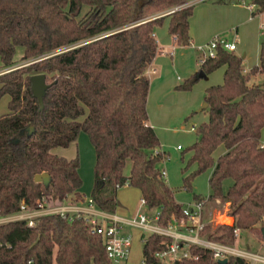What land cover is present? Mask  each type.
<instances>
[{
  "label": "trees",
  "instance_id": "obj_1",
  "mask_svg": "<svg viewBox=\"0 0 264 264\" xmlns=\"http://www.w3.org/2000/svg\"><path fill=\"white\" fill-rule=\"evenodd\" d=\"M192 0H0V97L8 111L0 115V217L84 200L79 161L52 153L68 147L84 132L94 148L93 186L96 209L113 213L117 191L128 185L140 191L156 224L167 227L184 217V206L158 167L166 152L148 123L149 79L145 71L158 52L154 28L169 19V34L181 46L191 43ZM253 15L264 13V0H252ZM170 12V13H169ZM22 47L20 63L16 49ZM235 51L219 46L198 72L177 89H190L201 77L226 66L224 82L205 90L207 122L196 129L189 147L197 169L184 179L187 190L197 175L212 170L209 196L230 203L235 224L206 225L200 236L233 246L235 230L264 238V87L253 78L264 74V37L260 62L249 71ZM42 74L48 85L42 106L33 96L30 77ZM226 151L217 159L219 146ZM130 163L125 175L126 162ZM47 173L36 182L34 177ZM231 181L225 192L223 184ZM34 224L0 222V264H112L103 238L82 211L46 213ZM170 236L149 233L142 240L145 264H163L156 253L168 249ZM184 246V242H180ZM189 257L174 264H220L212 250L186 247ZM226 264H246L228 255ZM29 261H31L29 263ZM264 264V263H261Z\"/></svg>",
  "mask_w": 264,
  "mask_h": 264
},
{
  "label": "rangeland",
  "instance_id": "obj_2",
  "mask_svg": "<svg viewBox=\"0 0 264 264\" xmlns=\"http://www.w3.org/2000/svg\"><path fill=\"white\" fill-rule=\"evenodd\" d=\"M194 1L195 5L199 4L211 3L215 0H203ZM251 0H246V3H250ZM200 7V6H199ZM208 18L211 21V25L214 24V19L217 16L226 15V11H221L217 13V11L206 12ZM193 19L197 20V11L195 10ZM192 21V23L194 22ZM167 19L161 25H158L154 28V32L157 33L160 42L164 43V41L168 38L167 33ZM224 23V20L220 26L214 27L211 26L208 34L204 35L210 38L205 42V44H199V41H193L187 46L177 45L174 51L168 55L160 56V61L155 63V67L160 70L161 65H171L174 68L175 77L179 76L181 80H178L175 84V90L178 91V96L176 98L170 97L169 101L171 102L170 108L168 109L170 112L177 106H187L191 104V102L195 101L198 98L204 97V88L210 84L222 83L223 82V69L219 68L209 74H206L204 77H201L190 89H177V85L183 83L187 78L191 75L184 74L186 66L190 63L197 64L198 57L205 50L208 44L215 38L219 37L220 39H227L229 41L240 39V44L237 43L236 53L240 56L246 54L245 63L250 64L251 66L255 65L258 61L259 54V44L264 35L259 29L257 25V34L256 36L251 35L252 29L251 27H239L237 25L232 26V22ZM192 28V26H191ZM218 31V32H216ZM263 31V30H262ZM193 37L192 35H190ZM201 45V50L198 48ZM23 49L22 47H18L16 49V54L14 56V60L16 64L20 63V58L22 56ZM197 60V62H196ZM186 75V76H184ZM261 78V79H260ZM258 78V83L264 82L262 77ZM264 87V86H263ZM203 104V103H202ZM202 104L197 108H192L187 110V115L185 117L181 116L180 113L170 112L167 113L164 117L161 115L160 108H152V113L155 112V119L152 121L155 123L154 128L156 131V135L158 140H160L161 147L166 151V155L163 160L158 163V167L161 168L167 175L168 184L172 186L175 191L176 199L180 203H187L189 200L193 199V195L199 194L202 196H207L211 193V188L209 184V174L210 170L201 173L194 177L192 180V188L191 190H187L184 186V179L191 175L196 169L197 165L194 163H190V159L192 157V152L189 150V147L195 142L197 138L196 132H192L193 126H198L205 118L208 116V112L206 110L198 112L199 108ZM174 107V108H173ZM0 108L1 110L6 111L7 103L6 97L2 96L0 98ZM156 109V110H155ZM174 111V110H173ZM2 113V112H1ZM180 115V117H179ZM175 119H173V117ZM178 117V118H177ZM152 116L149 117V121L151 123ZM157 119V121H155ZM84 134V133H83ZM85 136V135H84ZM178 146H181L179 149ZM217 151V150H216ZM214 158H218V153L215 152ZM129 164V161L126 162L124 172L126 171V167ZM231 185L230 180H226L223 184L224 191L226 192ZM139 192L134 187H121L117 191V200L118 207L116 209V214L119 217V221L123 225V229L127 232V234L131 237V246L129 250V254L126 260L121 261L120 263H112V264H140L142 260V240L140 238L142 233L148 235L150 232L143 231L140 228L132 226L129 222L135 217L137 209H139ZM206 206L203 212V218L207 225L216 226L218 220H220V214L227 213V203H223L221 198H216L213 201H206ZM142 209H145L143 206ZM229 213V212H228ZM100 222L105 223L104 219H98ZM221 220H225V217H222ZM261 229L264 227V221L258 225ZM238 237V236H237ZM237 247L242 250H247L253 253H261L264 255V238L258 237L248 230H244L240 232V237L237 238ZM235 240V241H236ZM169 259L165 258L163 260L164 264H168ZM261 264V263H256Z\"/></svg>",
  "mask_w": 264,
  "mask_h": 264
},
{
  "label": "crops",
  "instance_id": "obj_3",
  "mask_svg": "<svg viewBox=\"0 0 264 264\" xmlns=\"http://www.w3.org/2000/svg\"><path fill=\"white\" fill-rule=\"evenodd\" d=\"M241 1L242 0H215L211 3H205V4H201V5L199 4L198 6L195 5L194 10H193V15H194V12L196 10L198 19L197 20L195 19V21H194L193 15L190 18V35L193 36V37H191V43H192V38H193V41L196 42V39H197V41H199V44H205V42H207V40L210 38L211 35L209 37L204 36V35L208 34L210 29H213V28H211V26L214 27V24L216 26H220L222 24L223 20H224L223 25L225 23H227V21H228L230 23L232 22V24H233L232 26L237 25V28H239V27H251V29H252L251 35H253V36H256V34H257L256 31H257V25H258L259 29L262 32L260 34L264 35V31H262V28H261L262 25L264 24V13H259V14L253 15V9L248 7L249 3H246V0H245V3H242ZM251 2H252V0H251ZM224 10L226 11L227 14L224 16H222V15L217 16L214 19V24L211 25V21L208 18H206L208 16L206 14V12L217 11V13H220L221 11H224ZM192 21H194V22L192 23ZM167 22H168L167 27L169 29V19H167ZM191 26H192V28H191ZM168 29H167L168 38L166 41H164V43H163V41L161 43L160 39H158V38H161V37H158L161 35H158L157 33L153 32V35H154L156 42L158 44V52L155 55L152 62L148 65V67L146 68V71H145V73L149 79V88H148L146 110H147V115H148V123L154 129V131H155V128H154L153 124H155V123L152 120L155 119L156 116L154 114L156 112L153 114L152 108H156V109L160 108L158 110H161L160 113L163 117L167 113H170V112H173V115H174V112L176 113V111H177V113H180L181 116L184 115L183 117H185L187 115V110H190L192 108H197L202 103L204 104V97L203 98L200 97V98L196 99L195 101L191 102V104H188L187 106H177L176 108L173 107L174 111L171 110L170 112H168L169 111L168 109L170 108V105H171L169 98L170 97L176 98L178 96V91L175 90V84L178 80H181V78L179 76L175 77L174 68L171 65H168V64H166L164 66L161 65L160 70H158L154 66L155 63L157 64V62L160 61V56L171 54V52L174 51L175 47L178 45L175 42L174 38L169 34ZM216 32H218V31H216ZM236 39L237 40H232L230 42H237L240 44V39L239 38H236ZM199 46L200 47L198 49L201 50V45H199ZM237 48H238V46H237ZM208 51H209V48L207 46L205 53L203 52L202 54L199 55L198 62L196 60L197 64L190 63L188 66H186L184 74L192 75V74L198 72L200 69V63L202 60H204V58L207 57ZM242 57L244 59L243 63H244V68L246 71H249L253 66L258 65L260 62V44H259L258 61L255 65L251 66L250 64L245 63L246 54H244ZM220 68L223 69V73H225L226 66H222ZM186 75H184V76H186ZM260 77H262L264 79V74H259V75L255 76L252 81L256 82L257 84H259L261 86H264V82H263V84L258 83V78H260ZM223 78H224V76H223ZM223 82H224V79H223ZM222 83L207 85L204 88L203 92L205 93V90L212 85H217V84H222ZM3 96L6 97V103H8V100H9L8 95H3ZM5 110L6 111L1 110V108H0V115L3 113H6L8 111V108H6ZM198 112H201V111L198 110ZM180 115H179V117H180ZM151 116H152V119L150 118V120H151V123H150L149 117H151ZM172 117H173V119H175L174 116H172ZM208 119H209V115L206 116V118L199 125H201L204 122H207ZM155 121H157V119ZM198 126L197 127L193 126L192 132H196V129L198 128ZM83 133L84 132H80L78 134L77 139L74 142L70 143L68 147H65V148L56 147L52 150V153H54L58 156L64 157L66 159H73L75 157L78 158V161H79L78 173H79V176L82 180V185L79 189V192L81 194H83L84 200L77 203L76 206H79L80 208L85 209L87 206L86 200L89 198V195H90V192H91V189L93 186V166H94V162H95V153H94V148H93L92 144L90 143L87 135L85 133L84 134ZM155 133H156V131H155ZM261 143L264 146V129L262 131ZM162 150H164V149L162 148ZM225 151H226L225 146L221 145L218 147L217 151H215V152L218 153V157H219ZM129 170H130V163L126 167V171L124 172L125 175L129 174ZM211 172H212V170H210L209 178H210ZM165 177L167 180L166 173H165ZM125 186H128V185H125ZM125 186H123V187H125ZM128 187H130V186H128ZM138 192H139V196H140V198H139V209H137L136 214L142 213L143 215L146 216V219L149 221V223L151 225H156V213H157L156 209H154V208L153 209H147L145 205H141L140 200L142 198H141L139 190H138ZM207 196H209V195H207ZM175 197H176V195H175ZM195 203L196 202L192 199V200H189L187 203H181V204H183L184 208H186V207H192ZM64 204H69V201L65 202ZM118 205H119V203L117 204L113 213H106V212L100 211V210L96 209V207H94L93 209L99 214L98 216H96L97 220L98 219H104L106 222L103 224H110V223L116 221L118 223V225L120 226L121 231L124 233H127L123 229V225L119 221L120 219H119L118 215L116 214V209H117ZM142 206L145 209H142L141 208ZM204 209H203V212H204ZM227 209L230 210V203H228ZM100 223H102V222H100ZM185 224H186L187 228L178 225L174 229L176 230V232H179V233L184 234L186 236H191L192 232L189 228V223L186 222ZM146 236L147 235L145 233H142L140 236L141 240H143V238ZM239 237H240V232H239V235L237 238H239ZM237 240L235 241L234 245L231 247H233L237 250H240V251L250 252L247 250L239 249L237 247ZM250 253H253V252H250ZM255 254H259L261 256H264L258 252ZM142 261L143 260H141V263H142ZM117 263H120V262H117Z\"/></svg>",
  "mask_w": 264,
  "mask_h": 264
},
{
  "label": "built area",
  "instance_id": "obj_4",
  "mask_svg": "<svg viewBox=\"0 0 264 264\" xmlns=\"http://www.w3.org/2000/svg\"><path fill=\"white\" fill-rule=\"evenodd\" d=\"M198 1L203 0H197V2ZM241 2L245 3V0H242ZM195 3L194 1L190 2V4ZM248 7L253 10L255 9V5L252 2L248 4ZM261 28L264 31V24ZM219 46H222L224 49L229 51H235L237 49V42H230L228 40L215 37L208 44L209 51L207 57H214L216 55V50ZM178 148L180 149L181 146H178ZM163 173L165 175V172ZM140 202L141 205H145V201L143 199H141ZM86 203L87 206L85 209H82L76 205L69 204H62L60 206L52 207L48 204L45 199H42L41 203H39L38 205V208L28 209L26 205L21 204L18 212L9 216L0 217V222H5L9 220H25L28 226H32L34 224L33 219L41 214L56 212L62 214L64 212L82 211L87 215V217L90 218V223L94 225V232L96 234H99L103 238L105 252L109 260L112 263H117L126 260L131 245L130 235L122 232L120 226L116 221L110 224L100 223L96 219V216H98L99 214L93 209L95 206L91 198H88L86 200ZM203 209V204L196 202L192 207L184 208V217H182L179 222L175 221L174 223L169 224L165 228L160 227L157 224L151 225L146 219V216L142 213L136 214L135 217L129 222V224L140 228L143 231H148L150 233L155 232L173 238V242L168 246V249L156 253L157 258L160 259L162 263L165 258L169 259L168 264H174L176 260L189 257V253L187 252L186 247H188L191 243L198 244L212 250L214 260L226 258L228 255H236L243 257L246 260V264L264 263V256L246 251H240L231 246L222 245L216 242L209 241L204 237H201L200 231H202L203 228L207 225V223L203 219ZM228 212L229 210L227 209V213L220 214V220L214 222L216 223V226L219 224H227L230 226H234L235 218ZM222 217H225V220H221ZM186 222L189 223V228L192 232L191 236H186L184 234L176 232V230L174 229L178 225L186 227ZM239 232L240 231L238 229L235 230L236 237L239 235ZM181 241L184 242V246L181 245ZM30 262L31 261H29V263ZM141 264L145 263L142 261Z\"/></svg>",
  "mask_w": 264,
  "mask_h": 264
},
{
  "label": "water",
  "instance_id": "obj_5",
  "mask_svg": "<svg viewBox=\"0 0 264 264\" xmlns=\"http://www.w3.org/2000/svg\"><path fill=\"white\" fill-rule=\"evenodd\" d=\"M200 77H204L205 73L204 72H200ZM30 84H31V90L33 93V96L37 99L39 106H42L43 103V97L45 95V91L48 87V85L45 83V77L42 74H37V75H33L30 77ZM207 107V103L204 102V104L201 106V108L199 109V111H203L204 109H206ZM43 178H48V174L47 173H42V174H38L34 177V180L36 182L41 181V179ZM261 232L262 235L264 237V227L261 228ZM220 264H226L227 263V258H223L219 260Z\"/></svg>",
  "mask_w": 264,
  "mask_h": 264
}]
</instances>
